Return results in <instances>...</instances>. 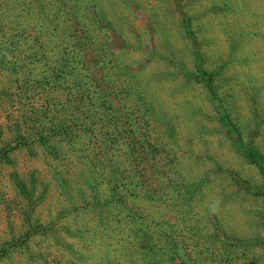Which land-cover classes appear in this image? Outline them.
Here are the masks:
<instances>
[{"label":"rangeland","instance_id":"rangeland-1","mask_svg":"<svg viewBox=\"0 0 264 264\" xmlns=\"http://www.w3.org/2000/svg\"><path fill=\"white\" fill-rule=\"evenodd\" d=\"M76 95L119 124L76 133L83 187L79 153L63 165L30 146ZM105 132L118 150L102 155ZM1 151L0 264H148L142 226L154 264H264V175L247 157L264 159V0H0ZM112 192L126 202L105 205Z\"/></svg>","mask_w":264,"mask_h":264},{"label":"trees","instance_id":"trees-1","mask_svg":"<svg viewBox=\"0 0 264 264\" xmlns=\"http://www.w3.org/2000/svg\"><path fill=\"white\" fill-rule=\"evenodd\" d=\"M71 70V69H70ZM62 73L64 72L63 70L61 71ZM200 75L203 77H207L209 74L204 73L203 71L200 72ZM211 80V79H210ZM210 80L208 83L205 84V87L208 88L210 95H211V99L212 101L215 103V107L216 110L219 111V113L223 116L222 119L223 122L226 124V120L223 114V111L221 110V107L219 106V102H217V96L215 93V89L212 87ZM78 84H75V86H77ZM63 86V84H62ZM74 87V86H73ZM80 88V87H78ZM95 94V93H94ZM83 97H80L79 99L77 98V95L75 97L74 100H65L66 103H63L64 107L63 110L58 109L54 115H50V117L48 118L49 115L44 116L43 120H47V122H45L43 124V122L41 121H37V132L35 133V135L32 136L31 138V142H30V146H33V144H36L35 141H39L40 142V147L44 149V151L47 152L48 156H50L52 159L58 161L59 163H63V165L67 162H69V159H71V157H73V161H77L76 157L74 156L76 153H79L80 155L78 156V158H80L82 160L83 163L81 162H77L76 164H72L73 167L78 166V169L74 170L75 173V177L76 180L79 182L80 186L82 185L83 187V183L86 184V178L87 176H85L84 174V170L81 169V167H85V168H91L92 163H91V155L89 154V149L87 151V149H80L78 151H76V149L74 148V142L75 140H77V132H82V133H90V130H88L87 128H83V126L86 124V122L94 129L96 123L98 122L97 120L99 119L100 121H105L108 122L111 120V122L114 124V128L117 129V126L119 127L118 122L113 121L114 118L108 117L106 115L103 116V114L100 112H98L99 110L96 109V107L89 101L86 106H88L89 108L92 109L91 114H93L92 116L89 115V112L86 111V107H85V103L82 99ZM100 102L102 103L100 106V109H105L104 106V102L103 99H99ZM217 102V103H216ZM48 118V119H47ZM108 119V121L105 120ZM104 119V120H103ZM81 120V121H79ZM83 120V121H82ZM227 125V124H226ZM111 126V124H110ZM231 129V128H230ZM104 136H106L107 138H109L110 143L104 145V144H100L98 147V151L97 152H103V154L108 153L110 151H115L118 150V148H115L114 146L117 145V143L115 141H117L116 137H113L111 135V133L109 132H105ZM2 153V151L0 152ZM88 154L89 158H85L84 154ZM100 153H98L99 155ZM69 155L71 157H69ZM123 155V153H122ZM61 156H63L66 160H62ZM66 156V157H65ZM97 156V155H96ZM252 157V156H256L255 161H258V164H260L259 168L261 170V172L264 175V168L261 166V163L264 166V159L262 160V157L256 153V152H249L247 154V157ZM123 157H125L123 155ZM104 158H101L100 162L97 164V166H101L103 165L105 168V162H104ZM127 163H129V160L125 161ZM125 162H122L121 165H123ZM257 163V162H255ZM95 165V164H94ZM112 165V163H111ZM110 165V167H111ZM120 165V166H121ZM115 167H117V164H115V166H112V169H114ZM84 168V169H85ZM116 175L117 172H114L111 182H113L114 184H116L118 182V180H116ZM134 176H136V171L134 172ZM133 176V179H134ZM81 179H80V178ZM81 182V183H80ZM140 186V189H142L144 186L145 187H150L151 190H154L152 188V185L147 182V181H142L138 179L137 182ZM79 184H76L77 187L79 188ZM21 187H24L22 184H19ZM25 188H22V190H24ZM62 193H64L65 195H68L70 193V188H67V184L64 185V187L62 188ZM80 189H78L77 193L80 194ZM112 197L110 199V201H106L105 205H110L109 203L115 202V204H124L126 202L125 198H122V194L120 196L115 195L114 192H112ZM143 198H145L147 201L149 200L152 204L154 203L155 198L150 197V195L146 192H143L142 194ZM115 198L116 201H115ZM123 199L125 200V202L123 201ZM68 201H70V198L68 197ZM141 205V204H139ZM142 206V205H141ZM144 208V207H143ZM144 214H142L140 216L141 219H139L140 221L144 222L146 225H149L150 229H151V225L150 224V220L148 219V215H146V211L143 212ZM128 215V214H127ZM133 215V214H132ZM134 215H139V212L134 213ZM129 216V215H128ZM131 217V216H130ZM147 217V218H146ZM133 221V223H137L136 219H131ZM137 225V224H136ZM142 225V224H141ZM143 231H140L139 235L140 236H145L146 238V243L144 244V247L142 248V251L145 253V257L149 258L148 260V264H154L155 260L154 257L156 256L157 253V246L155 244V242L151 239V237L148 236L149 232H147V228L142 226Z\"/></svg>","mask_w":264,"mask_h":264}]
</instances>
